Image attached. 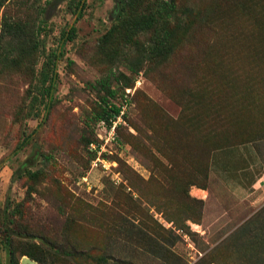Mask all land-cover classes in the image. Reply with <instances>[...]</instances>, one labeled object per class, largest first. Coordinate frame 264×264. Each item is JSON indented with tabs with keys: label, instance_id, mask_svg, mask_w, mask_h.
Masks as SVG:
<instances>
[{
	"label": "rangeland",
	"instance_id": "1",
	"mask_svg": "<svg viewBox=\"0 0 264 264\" xmlns=\"http://www.w3.org/2000/svg\"><path fill=\"white\" fill-rule=\"evenodd\" d=\"M119 1L0 0L1 264H264V0Z\"/></svg>",
	"mask_w": 264,
	"mask_h": 264
},
{
	"label": "trees",
	"instance_id": "2",
	"mask_svg": "<svg viewBox=\"0 0 264 264\" xmlns=\"http://www.w3.org/2000/svg\"><path fill=\"white\" fill-rule=\"evenodd\" d=\"M120 7H121V14L124 15L127 13V9L132 6V0H120ZM129 6V7H127ZM174 0H161L155 11L150 13L147 16L136 21L134 27L141 29V30H149L154 26V24L161 23L165 24L168 19L172 17V12L174 11ZM167 31L163 29V36H162V45L167 44L169 41V35L166 33ZM165 33V34H164ZM75 35V29L72 27L69 29L67 34L62 36V39H71ZM36 36H38V32H34L25 22L21 21H1L0 22V77L1 75L5 74L6 72L12 71L18 64L21 62L19 55H16L19 51H24L27 54H31L35 52L39 48V41L37 40ZM53 60L56 61L57 55L53 53ZM49 56V57H50ZM55 63L53 64V71L50 74V84L46 87L45 90V97L47 98V103L45 102L44 108L48 109L49 102L51 98V91L53 88V81L56 77L55 71ZM131 71H134L132 66H130ZM110 97H114V94L110 92ZM122 110V105H109V109L105 115L100 117L101 122H107L108 127L112 125V123L116 120L118 116H120ZM27 138L24 139L21 144H19L14 153H18L22 150V148L26 145ZM9 243V238L8 241ZM1 264V262H0ZM7 264H18L13 251L8 249V262Z\"/></svg>",
	"mask_w": 264,
	"mask_h": 264
}]
</instances>
